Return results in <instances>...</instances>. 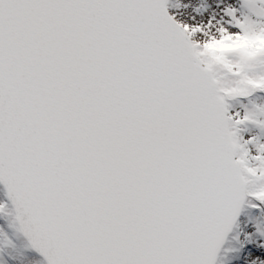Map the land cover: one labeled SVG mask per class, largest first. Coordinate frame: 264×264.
Instances as JSON below:
<instances>
[{
    "label": "snow or ice",
    "instance_id": "6c2138e0",
    "mask_svg": "<svg viewBox=\"0 0 264 264\" xmlns=\"http://www.w3.org/2000/svg\"><path fill=\"white\" fill-rule=\"evenodd\" d=\"M0 264H264V0H0Z\"/></svg>",
    "mask_w": 264,
    "mask_h": 264
}]
</instances>
